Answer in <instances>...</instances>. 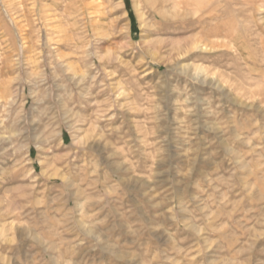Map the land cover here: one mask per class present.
Wrapping results in <instances>:
<instances>
[{"label":"rangeland","instance_id":"rangeland-1","mask_svg":"<svg viewBox=\"0 0 264 264\" xmlns=\"http://www.w3.org/2000/svg\"><path fill=\"white\" fill-rule=\"evenodd\" d=\"M0 264H264V0H0Z\"/></svg>","mask_w":264,"mask_h":264}]
</instances>
